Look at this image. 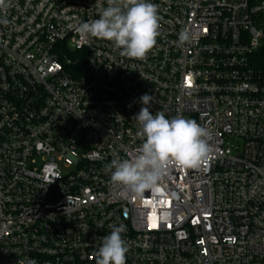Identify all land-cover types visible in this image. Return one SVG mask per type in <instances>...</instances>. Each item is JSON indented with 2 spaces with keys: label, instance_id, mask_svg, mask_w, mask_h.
<instances>
[{
  "label": "built area",
  "instance_id": "built-area-1",
  "mask_svg": "<svg viewBox=\"0 0 264 264\" xmlns=\"http://www.w3.org/2000/svg\"><path fill=\"white\" fill-rule=\"evenodd\" d=\"M150 2L160 35L143 60L78 31L107 0L0 12V264H95L121 224L126 264H264V77L251 66L264 4ZM144 94L153 114L212 138L199 167H173L137 197L105 165L137 155Z\"/></svg>",
  "mask_w": 264,
  "mask_h": 264
},
{
  "label": "clouds",
  "instance_id": "clouds-1",
  "mask_svg": "<svg viewBox=\"0 0 264 264\" xmlns=\"http://www.w3.org/2000/svg\"><path fill=\"white\" fill-rule=\"evenodd\" d=\"M9 0H0V12H7ZM98 19L82 23L78 31L86 36L110 41L120 54L143 60L160 35L158 7L150 0H107L98 10ZM0 23H7L0 19ZM190 41L183 30L179 44ZM142 107L133 120L139 125L142 143L131 159L113 158L105 165L113 185H123L137 197L160 186L173 167L197 168L208 159L212 133L196 120L183 116L166 118L164 112L150 111L152 97H140ZM110 234L102 237L95 264H126L128 247L122 238L125 225H110Z\"/></svg>",
  "mask_w": 264,
  "mask_h": 264
},
{
  "label": "trees",
  "instance_id": "trees-1",
  "mask_svg": "<svg viewBox=\"0 0 264 264\" xmlns=\"http://www.w3.org/2000/svg\"><path fill=\"white\" fill-rule=\"evenodd\" d=\"M254 3H263L264 0H251ZM259 26L264 31V17L257 18ZM76 59V56H72ZM251 66L253 70L260 76L264 77V42L263 45L251 56Z\"/></svg>",
  "mask_w": 264,
  "mask_h": 264
},
{
  "label": "rangeland",
  "instance_id": "rangeland-1",
  "mask_svg": "<svg viewBox=\"0 0 264 264\" xmlns=\"http://www.w3.org/2000/svg\"><path fill=\"white\" fill-rule=\"evenodd\" d=\"M63 172H65V171H63Z\"/></svg>",
  "mask_w": 264,
  "mask_h": 264
}]
</instances>
